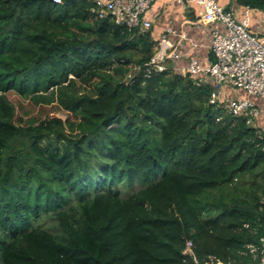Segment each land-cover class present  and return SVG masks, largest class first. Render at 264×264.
I'll use <instances>...</instances> for the list:
<instances>
[{
  "label": "trees",
  "instance_id": "obj_1",
  "mask_svg": "<svg viewBox=\"0 0 264 264\" xmlns=\"http://www.w3.org/2000/svg\"><path fill=\"white\" fill-rule=\"evenodd\" d=\"M158 46L92 0H0V264L261 262L264 133L172 63L145 76Z\"/></svg>",
  "mask_w": 264,
  "mask_h": 264
},
{
  "label": "built area",
  "instance_id": "obj_2",
  "mask_svg": "<svg viewBox=\"0 0 264 264\" xmlns=\"http://www.w3.org/2000/svg\"><path fill=\"white\" fill-rule=\"evenodd\" d=\"M99 9L100 18H112L119 26L129 30L145 33L151 29V21L145 19L155 0H92ZM180 5H196L202 8L204 22L211 25V50L215 60L203 65L196 58L189 61L187 73L200 77L204 82L212 81L222 88L231 86L247 93L245 99H233L226 104L234 115L247 113L253 118L258 117L259 109L254 102L258 98L264 102V37L251 32V8H246L243 17L229 11L218 0H177ZM59 5L62 0H54ZM173 32V31H172ZM165 38V37H164ZM159 49V48H158ZM181 59L178 52L168 51L160 47L156 57L143 65L145 76L149 77L153 70L164 72L166 63H175ZM139 67L138 70H143ZM132 75L129 76L131 78ZM215 96V94H214ZM220 94L216 93V98ZM251 121L249 120V123ZM261 249L250 247L251 253L260 254L264 264V237ZM193 247L188 244V251Z\"/></svg>",
  "mask_w": 264,
  "mask_h": 264
},
{
  "label": "crops",
  "instance_id": "obj_3",
  "mask_svg": "<svg viewBox=\"0 0 264 264\" xmlns=\"http://www.w3.org/2000/svg\"><path fill=\"white\" fill-rule=\"evenodd\" d=\"M238 18L243 17L246 8L239 6L235 0H218ZM251 32L264 37V11H251ZM145 19L151 21V31L158 47H166L169 52H178L181 59L174 61L172 66L178 67L179 73H187L189 61L196 58L203 65L214 62L211 50V25L204 22L202 8L196 5L183 6L177 0H155ZM173 31V32H172ZM165 37V38H164ZM205 81V80H203ZM216 93L220 94L226 103L233 99H245L246 92L231 86L219 88L212 81ZM259 109V115L251 118V124L264 133V102L254 98Z\"/></svg>",
  "mask_w": 264,
  "mask_h": 264
},
{
  "label": "rangeland",
  "instance_id": "obj_4",
  "mask_svg": "<svg viewBox=\"0 0 264 264\" xmlns=\"http://www.w3.org/2000/svg\"><path fill=\"white\" fill-rule=\"evenodd\" d=\"M137 71L139 72V70ZM132 74L134 76L135 72ZM8 96L10 100L17 105L18 115L22 118V121H26L31 117H41L45 113L50 112L49 108L36 107L31 101L20 98L16 93H9ZM218 100L220 99L218 98ZM51 110H53V108Z\"/></svg>",
  "mask_w": 264,
  "mask_h": 264
},
{
  "label": "water",
  "instance_id": "obj_5",
  "mask_svg": "<svg viewBox=\"0 0 264 264\" xmlns=\"http://www.w3.org/2000/svg\"><path fill=\"white\" fill-rule=\"evenodd\" d=\"M106 20H107L106 18L103 19V21H106Z\"/></svg>",
  "mask_w": 264,
  "mask_h": 264
}]
</instances>
